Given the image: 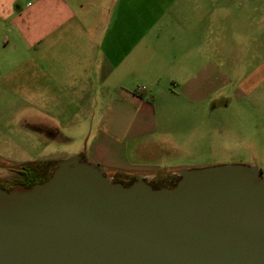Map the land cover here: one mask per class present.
<instances>
[{"label": "crops", "instance_id": "1", "mask_svg": "<svg viewBox=\"0 0 264 264\" xmlns=\"http://www.w3.org/2000/svg\"><path fill=\"white\" fill-rule=\"evenodd\" d=\"M231 5L0 0V95L25 97L37 129L89 127L80 156L106 174L156 176L136 160L226 133L232 99L242 138L262 135L264 0Z\"/></svg>", "mask_w": 264, "mask_h": 264}, {"label": "water", "instance_id": "2", "mask_svg": "<svg viewBox=\"0 0 264 264\" xmlns=\"http://www.w3.org/2000/svg\"><path fill=\"white\" fill-rule=\"evenodd\" d=\"M0 264H264V176L224 164L125 186L70 156L42 183L0 187Z\"/></svg>", "mask_w": 264, "mask_h": 264}, {"label": "rangeland", "instance_id": "3", "mask_svg": "<svg viewBox=\"0 0 264 264\" xmlns=\"http://www.w3.org/2000/svg\"><path fill=\"white\" fill-rule=\"evenodd\" d=\"M241 1L230 0L234 14L239 12V9L236 11L234 6ZM254 65L252 63L248 66L253 68ZM260 90L264 95V85ZM24 98L0 95V165L23 166L34 162L55 164L70 156H82L86 146L85 141L91 129L89 127L70 129L32 127L31 122L37 114L31 111L29 105L24 102ZM236 104V101L232 99L229 101L228 108L222 113V121L227 124L226 133L223 130L222 135L217 134L214 139L201 143H193V140L185 144L177 142L176 147L167 154L166 152L156 155L143 154L136 162L158 166L160 173L155 174L166 177L171 175L176 177L182 169L253 163L264 176V101L259 105L260 108L253 110L262 135L253 133L252 136L247 137V140L242 138V114L245 112L241 110V118L235 116V112L239 109ZM247 110L251 109L247 107ZM258 155L259 157H256ZM153 175L154 173H138L133 177L135 179L143 176L150 181L154 178ZM14 176H16V170L0 168V177Z\"/></svg>", "mask_w": 264, "mask_h": 264}, {"label": "trees", "instance_id": "4", "mask_svg": "<svg viewBox=\"0 0 264 264\" xmlns=\"http://www.w3.org/2000/svg\"><path fill=\"white\" fill-rule=\"evenodd\" d=\"M139 93V92H136ZM85 159L84 157H82ZM54 165L51 163L43 162H34L23 165L24 168L22 171H16L15 180L18 181V184H22L25 187H31L36 183H42L47 180L50 176V169ZM107 177H110L114 182H120L123 185L127 186L131 184L135 179L133 176L127 175L125 173H113L106 174ZM175 182H169L167 184L157 183L153 185V188H172ZM5 190H9L11 187L6 185L3 186Z\"/></svg>", "mask_w": 264, "mask_h": 264}, {"label": "flooded vegetation", "instance_id": "5", "mask_svg": "<svg viewBox=\"0 0 264 264\" xmlns=\"http://www.w3.org/2000/svg\"><path fill=\"white\" fill-rule=\"evenodd\" d=\"M16 171H22V170H16ZM176 180V177L174 175H171V176H161V175H156L154 176L153 179H151L149 181V183L153 186L154 184H157V183H162V184H167L169 182H175ZM18 181L15 180V177H11V178H8V177H0V187L3 188V186H14L15 184H18L17 183ZM4 189V188H3Z\"/></svg>", "mask_w": 264, "mask_h": 264}]
</instances>
